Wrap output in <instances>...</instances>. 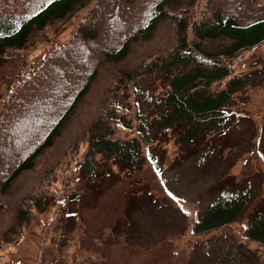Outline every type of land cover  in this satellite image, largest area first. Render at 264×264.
Listing matches in <instances>:
<instances>
[{
  "label": "trees",
  "instance_id": "obj_1",
  "mask_svg": "<svg viewBox=\"0 0 264 264\" xmlns=\"http://www.w3.org/2000/svg\"><path fill=\"white\" fill-rule=\"evenodd\" d=\"M91 1L0 0V249L24 238L25 223L50 202L41 190H63L78 155L92 181L103 160L142 167L144 144L168 131L192 151L226 128L233 95L252 78L233 74L231 61L264 43V0H207L192 21L194 0H95L71 37L13 88L38 39ZM148 75L162 78V94L140 85ZM255 196L251 186L224 188L196 230L233 222ZM246 226L264 244V198Z\"/></svg>",
  "mask_w": 264,
  "mask_h": 264
},
{
  "label": "rangeland",
  "instance_id": "obj_2",
  "mask_svg": "<svg viewBox=\"0 0 264 264\" xmlns=\"http://www.w3.org/2000/svg\"><path fill=\"white\" fill-rule=\"evenodd\" d=\"M94 2L38 39L13 88L71 37ZM206 5L207 0H194L191 21L205 13ZM231 62L233 74L252 73V78L233 95L234 118L226 128L192 151L168 131L144 144L142 167L129 172L103 160L92 181L76 166L82 161L78 155L64 174L63 190H41L50 202L25 223L22 240L1 247V264H227L235 249L230 263L264 264V244L246 232L249 213L264 198V43ZM139 83L152 93L166 89L157 75ZM130 106L136 109L134 101ZM243 186L253 187L256 196L236 220L196 230L219 192Z\"/></svg>",
  "mask_w": 264,
  "mask_h": 264
}]
</instances>
